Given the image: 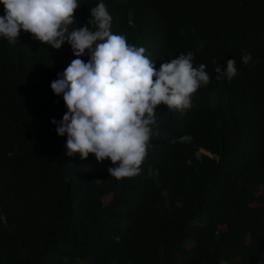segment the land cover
<instances>
[{
  "label": "trees",
  "instance_id": "trees-1",
  "mask_svg": "<svg viewBox=\"0 0 264 264\" xmlns=\"http://www.w3.org/2000/svg\"><path fill=\"white\" fill-rule=\"evenodd\" d=\"M78 2L76 28L98 0ZM104 3L157 69L192 51L213 78L190 109L157 106L141 172L115 179L107 159L67 156L50 123L66 111L50 84L75 58L67 42L0 38V264H264V0ZM231 58L236 76L215 79Z\"/></svg>",
  "mask_w": 264,
  "mask_h": 264
},
{
  "label": "clouds",
  "instance_id": "clouds-1",
  "mask_svg": "<svg viewBox=\"0 0 264 264\" xmlns=\"http://www.w3.org/2000/svg\"><path fill=\"white\" fill-rule=\"evenodd\" d=\"M0 5L4 9L0 38L9 44L16 45L23 31L52 49H60L65 42L70 46L75 58L61 59L65 68L50 84L66 111L50 123L57 136L66 138L67 156L78 153L85 159L92 154L97 162L107 159L112 165L107 172L115 179L141 172L156 127L157 106L190 109L193 94L213 78L205 63L193 66L192 51L174 59V54L164 53L170 61L157 69L151 59L157 58L156 50L148 45L153 50L148 56L138 40L134 46L124 35L111 31L112 17L104 0L88 8V23L79 28L74 26V12L81 6L78 0H0ZM249 61L255 64L251 53L245 52L241 62L248 65ZM235 65L232 58L223 66L215 62L214 78L231 81L237 74ZM190 139L188 135L179 138Z\"/></svg>",
  "mask_w": 264,
  "mask_h": 264
}]
</instances>
